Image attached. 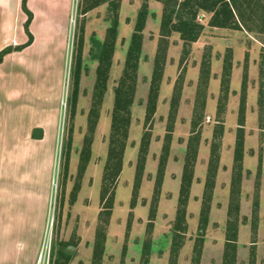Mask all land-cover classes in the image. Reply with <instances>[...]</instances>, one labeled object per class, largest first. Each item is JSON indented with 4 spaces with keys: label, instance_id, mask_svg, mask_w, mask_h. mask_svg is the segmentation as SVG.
I'll return each instance as SVG.
<instances>
[{
    "label": "rangeland",
    "instance_id": "374dc122",
    "mask_svg": "<svg viewBox=\"0 0 264 264\" xmlns=\"http://www.w3.org/2000/svg\"><path fill=\"white\" fill-rule=\"evenodd\" d=\"M118 3L119 35L107 84V92L95 127L90 122L94 85L98 61L91 56L93 40L103 42L114 17L110 2ZM146 0H71L69 34L64 58L63 76L58 96V116L55 133V150L49 164L41 158V229L39 253L35 264H59L57 253L63 248L73 251L68 264H99L95 262L94 243L97 228L106 230L105 252L100 264H141L143 241L147 239L150 204L154 195L159 159L167 132L169 104L173 87L185 69L182 104L176 118L172 148L161 187L155 227L151 234L153 252L149 264H192L202 208L203 186L194 184L192 201L187 215L188 230L176 261L171 257V231L175 223L179 187L183 176L185 146L191 132V121L197 97L201 64L206 54L211 55V77L207 90L208 106L205 109L198 151V164L194 177L204 181L207 177L217 120V100L221 93V75L225 56L231 52L233 69L230 93L224 120V135L220 148L219 183L211 202L209 225L199 264H223L225 229L229 219L230 188L225 184L233 172V146L238 128V114L244 68H248V89L245 136L248 156L245 166L251 169L242 180L240 198L239 240L237 264H264V204L258 208V232L252 231L254 204L264 199V107L259 98L260 61L264 49V35L245 29L215 28L208 25L212 14L201 11L198 20L205 29L199 40L190 47V55L181 65L183 42L179 34L168 39L167 59L162 79L157 111L153 124L145 125L146 103L154 59L160 41V20L163 5L157 0H147L156 18H148L143 32V59L140 62L138 84L132 106V124L129 131L122 171L116 179V191L112 214L106 225L99 219L105 201L101 200L103 176L108 164V152L114 105V89L122 76L126 51L137 14ZM264 2V0H262ZM83 37L82 70L75 115L72 116L70 100L74 91V70L78 45ZM231 50V51H230ZM56 63H61L56 58ZM183 74V73H182ZM58 76L55 78V80ZM92 127L94 129H92ZM151 132V144L144 168L137 204L131 209L136 166L142 135ZM70 141V147L67 144ZM91 142V155L84 172H80L82 150ZM67 148V149H66ZM231 151V153H230ZM258 156L260 162L258 163ZM68 159V167L66 161ZM197 166V167H196ZM258 166V167H257ZM230 167V170H229ZM244 167V166H243ZM244 176V175H243ZM196 179V180H197ZM243 198V199H242ZM45 201V202H43ZM132 214V216H131ZM106 219V215H104ZM131 222L130 232L128 224ZM104 223V224H103ZM254 241V242H253ZM124 248L126 250L124 251Z\"/></svg>",
    "mask_w": 264,
    "mask_h": 264
},
{
    "label": "trees",
    "instance_id": "16d2710c",
    "mask_svg": "<svg viewBox=\"0 0 264 264\" xmlns=\"http://www.w3.org/2000/svg\"><path fill=\"white\" fill-rule=\"evenodd\" d=\"M163 5L161 20H160V41L157 53L154 59L153 71L150 80V89L146 103L145 125L153 124V119L157 111L159 102L160 90L164 70L167 59L168 39L173 33H177L183 42V52L181 65L190 55V47L197 42L205 29L204 24L198 20V15L201 11L212 14L208 25L215 28H231L236 30L245 29L247 32H257L264 35V2L262 0H157ZM114 17L107 29L106 37L103 42L94 39V48L91 50V56L98 61L96 71V82L94 85L92 108L89 114L90 122L93 127L96 126L100 109L107 92V84L112 67L113 56L116 51V44L119 35V4L110 2ZM23 8L28 19L25 23L26 32L29 35V41L18 47H8L0 52V64L4 57L14 50L20 51L33 43V36L29 31L30 24L33 20V14L27 8V0H23ZM156 18V13L149 8L146 0L139 10L134 25L132 35L129 40L128 48L122 76L118 85L114 89V105L112 111V126L110 135V146L108 152V164L103 176V184L101 190V200L105 201V207L100 212L99 219L106 225L109 223V217L112 214L116 179L122 171L123 156L126 152L129 131L132 124V106L134 104L140 62L143 59V42L144 30L149 17ZM84 39L80 38L78 45V55L76 67L74 70V91L70 100L72 116L75 115L76 105L78 101V93L81 80L82 70V52ZM231 51V50H230ZM211 55L206 54L203 58L200 70L199 87L197 97L195 99V108L193 111V119L191 121V134L188 140L186 149L184 170L180 188V196L176 211L175 223L172 227L171 235V257L176 261L179 256L180 249L183 246L186 232L188 230V203L190 199L191 187L194 180L195 165L198 158L199 145L201 141V130L204 119L205 109L207 107V90L209 79L211 77ZM260 82H259V98L258 103L263 109L264 107V49L261 54L260 61ZM233 62L231 52L228 53L223 61L221 75V93L218 98L217 105V124L214 128V140L211 146V158L205 189L203 194V202L199 219L198 233L195 245V257L192 264H199L202 255V250L205 243V236L209 225L211 202L213 199L216 177L220 162L221 138L224 134V115L228 103ZM183 73V74H182ZM178 77L170 100L167 132L164 138L162 153L159 159V167L157 170L156 184L154 188L153 200L150 204L149 222L147 224V239L143 241L141 264H149L150 257L153 252V238L151 234L155 227L157 217L158 204L160 201L161 187L164 179V173L171 151L173 132L185 82V69ZM247 89H248V68L243 71V79L241 86V98L238 114V128L236 131V142L234 150V166L231 183L230 205L228 212V222L226 226V242L223 254V264H237V250L239 240V213H240V198L241 184L243 180V160L245 153V126H246V107H247ZM92 127V129H94ZM40 134L34 131L33 137L42 138ZM151 144V132L146 129L142 135L139 156L136 166L135 182L133 188V198L131 209H135L138 195L140 192L141 182L143 179L144 168L147 161L149 147ZM70 147V141L67 144ZM67 149V148H66ZM91 155V142L87 141L86 146L82 150L80 172H84ZM68 167V159L66 168ZM259 202L254 204V220L252 222V231L255 235L258 232L257 212ZM106 215V219H104ZM132 216V214H131ZM103 223V224H104ZM131 222L128 224V233L130 232ZM104 225H99L94 243L93 257L95 262L101 263L105 252L106 230ZM254 242V241H253ZM126 248H124V251ZM73 251L70 248L58 250L57 257L59 264H68L73 258Z\"/></svg>",
    "mask_w": 264,
    "mask_h": 264
},
{
    "label": "crops",
    "instance_id": "0c3cea01",
    "mask_svg": "<svg viewBox=\"0 0 264 264\" xmlns=\"http://www.w3.org/2000/svg\"><path fill=\"white\" fill-rule=\"evenodd\" d=\"M70 5L71 0H27V8L33 14L29 27L33 43L7 54L0 64V264H35L39 253L41 196L46 201L48 195V176L45 177V192L41 194V158L48 165L55 150ZM27 19L23 0H0V52L29 41L25 29ZM119 20L121 22L122 18ZM56 58L61 61L59 65ZM40 130L42 138L33 137L34 131L40 134ZM235 142L236 138L233 165ZM247 144L245 138L243 180L248 172L251 174V169L244 165L249 151ZM186 149L187 145L184 154ZM184 160L185 155L182 169ZM222 166L223 171L227 169L224 164H219L213 197L218 192ZM232 174L225 184V191L230 188V194ZM206 178L201 181L194 177L188 214L192 188L201 183L203 196ZM180 188L181 185L179 194ZM241 195L245 196L244 188ZM263 204L264 199H259V206Z\"/></svg>",
    "mask_w": 264,
    "mask_h": 264
}]
</instances>
